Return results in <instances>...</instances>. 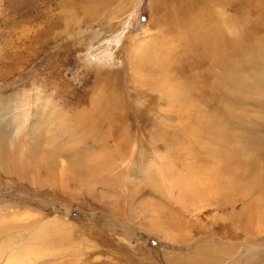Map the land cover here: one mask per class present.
Listing matches in <instances>:
<instances>
[{
	"label": "rangeland",
	"instance_id": "1",
	"mask_svg": "<svg viewBox=\"0 0 264 264\" xmlns=\"http://www.w3.org/2000/svg\"><path fill=\"white\" fill-rule=\"evenodd\" d=\"M211 1L0 0L1 255L264 264V0Z\"/></svg>",
	"mask_w": 264,
	"mask_h": 264
},
{
	"label": "bare ground",
	"instance_id": "2",
	"mask_svg": "<svg viewBox=\"0 0 264 264\" xmlns=\"http://www.w3.org/2000/svg\"><path fill=\"white\" fill-rule=\"evenodd\" d=\"M214 0H212L211 2H213ZM215 2H217V1H215ZM214 2V3H215ZM229 3V2H228ZM216 5L217 4H220V6H222L223 7V9H224V7H225V3L222 1V0H219V3H215ZM97 5V4H96ZM186 6V5H185ZM189 6V5H188ZM217 7V6H216ZM189 8V7H188ZM190 8H191V6H190ZM208 8H210V6H208ZM218 8V7H217ZM191 10V9H190ZM208 10H210V9H208ZM222 11V10H221ZM194 12V11H193ZM210 12V11H209ZM186 13H188V11L186 12ZM211 13V12H210ZM182 14V13H181ZM189 14V13H188ZM191 15V14H190ZM192 15H193V13H192ZM188 18H190V17H188ZM201 18H203L202 16H201ZM227 21V20H226ZM197 22V21H196ZM223 22V21H222ZM222 25V24H221ZM202 27V26H201ZM206 28V27H205ZM225 29V28H224ZM202 30V29H201ZM237 31V30H236ZM227 32V31H226ZM201 34V33H200ZM225 34V33H224ZM229 35V34H228ZM207 36H209V35H207ZM205 40L208 42V44L210 45V44H212L213 43V45L214 46H207L206 47V50H205V52L209 55V57H211L212 58V60H214L222 69H223V74L224 73H226V71H228L229 70V67H230V63H229V61H228V53H229V55H231L230 54V47H229V39H227V36L226 35H223V34H217L216 36H213V37H206L205 38ZM138 44V43H137ZM205 44H206V42H205ZM207 44V45H208ZM135 51L136 50H138L139 48H137V46L136 47H134L133 48ZM208 57V56H207ZM207 61V60H206ZM209 66V65H208ZM211 79H213V77H211ZM213 82V81H212ZM210 89L212 90V89H214L213 88V86L210 84ZM248 134V133H247ZM248 138H250V137H248ZM257 138V137H256ZM242 140H244L243 139V137H242ZM249 140V139H248ZM253 140V139H252ZM251 140V141H252ZM258 141V140H257ZM253 143V142H252ZM255 146H256V144H255ZM261 148V147H260ZM259 148V149H260ZM230 151V150H229ZM225 152V151H224ZM264 152V151H263ZM233 154H235V152H231V153H228L227 154V156H225V158H226V160H227V162H229V161H232V160H238V159H233L232 157V155ZM225 155V154H224ZM264 158V157H263ZM262 217H264V214L262 215ZM44 232H46V231H44ZM43 235V234H42ZM45 242V241H44ZM226 249V248H225ZM226 250H224L223 252H225ZM43 255H44V253H43ZM42 255V256H43ZM46 255V254H45ZM44 255V256H45ZM77 260V259H76ZM0 264H25V262L24 261H22L21 259L20 260H16V259H12V257L11 256H9V255H7V254H5V256L4 255H1V251H0Z\"/></svg>",
	"mask_w": 264,
	"mask_h": 264
}]
</instances>
